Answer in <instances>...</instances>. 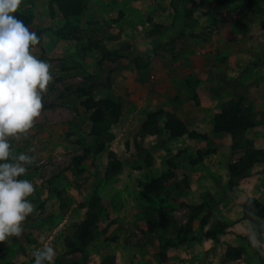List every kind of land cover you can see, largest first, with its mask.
Here are the masks:
<instances>
[{"label":"rangeland","instance_id":"rangeland-1","mask_svg":"<svg viewBox=\"0 0 264 264\" xmlns=\"http://www.w3.org/2000/svg\"><path fill=\"white\" fill-rule=\"evenodd\" d=\"M263 13L264 0H86L80 16L65 20L54 0H22L14 15L41 38L30 52L49 63L52 80L33 127L8 141L11 155L35 156L20 177L33 184L27 199L34 211L20 236L0 242V264H35L32 253L45 244L56 252L54 264L82 262V254L67 244L96 186L103 210L96 237L86 246L87 264L111 256L114 264H264V219L226 211V195L235 197L238 190L224 177L243 151L232 152L230 135L213 130L217 112L209 117L211 129L202 118L195 139L141 132L147 113L159 108L195 130L186 41H197L191 50L199 49L197 56L210 51L206 40L220 32L229 44L264 46L258 28ZM103 97L120 104L121 116L111 127L114 138L93 155L85 152L93 140L89 115ZM243 107L256 120L245 100ZM246 136L251 139L249 130ZM198 152L201 160L191 164ZM110 155L121 169L106 177ZM164 175L165 188L156 196L150 181ZM248 177H264V155L242 180ZM200 204L205 206L196 213ZM218 220L227 223V232L203 237ZM179 239L186 241L165 251L160 246ZM229 247L240 255L226 259Z\"/></svg>","mask_w":264,"mask_h":264},{"label":"trees","instance_id":"trees-1","mask_svg":"<svg viewBox=\"0 0 264 264\" xmlns=\"http://www.w3.org/2000/svg\"><path fill=\"white\" fill-rule=\"evenodd\" d=\"M55 6L65 20L78 17L86 8V0H54ZM226 88L232 93V97L226 101L221 110L213 116V130L215 132H226L231 137V150H242L243 153L237 160L228 163L229 186H236L248 176L250 167L254 162L260 161L264 152L256 148L251 139L246 136L247 130L256 125L255 120L245 112L243 107L245 100V88L238 78L229 81L224 80ZM121 116L120 104L109 98L103 97L95 101L94 108L89 115V134L93 138L91 144L85 148L86 153L97 155L104 151L107 144L114 138L111 127L118 122ZM142 134L165 133L168 138H178L187 136L195 139L201 136L196 130H189L182 119L174 113L165 112L162 108L148 112L141 124ZM201 153L198 157L190 160L191 164H196L201 160ZM121 169V162L110 155L106 169V177L114 175ZM170 176V175H167ZM165 175L156 177L150 181V190L158 196L165 188ZM185 183L186 180H184ZM178 188V185L176 186ZM205 204L194 206L196 213H200ZM84 219L77 225L73 241L67 244L70 252L81 253L82 262L71 260L64 264H87L88 253L86 246L95 239L96 232L94 225L98 222L102 214V205L98 195L97 186L93 188L89 200L85 203ZM209 211L201 218L202 224L208 223ZM241 217L253 220L255 218L264 219V198H247L241 207ZM227 223L221 220L216 221L212 226L203 232V237H211L226 233ZM186 239L179 241H163L160 246L164 251L168 248L178 246ZM240 255L235 247H229L225 252L226 259H233ZM114 257L104 258L101 264H114Z\"/></svg>","mask_w":264,"mask_h":264},{"label":"clouds","instance_id":"clouds-1","mask_svg":"<svg viewBox=\"0 0 264 264\" xmlns=\"http://www.w3.org/2000/svg\"><path fill=\"white\" fill-rule=\"evenodd\" d=\"M21 3L0 0V242L20 236L23 222L34 211L27 199L35 190L33 184L20 177L35 156L11 155L8 141L33 127L44 107L42 94L52 80L49 63L30 52L41 38L14 15ZM32 255L35 264H54L56 252L45 244Z\"/></svg>","mask_w":264,"mask_h":264},{"label":"crops","instance_id":"crops-1","mask_svg":"<svg viewBox=\"0 0 264 264\" xmlns=\"http://www.w3.org/2000/svg\"><path fill=\"white\" fill-rule=\"evenodd\" d=\"M206 41L205 51H210L206 52L204 56H197L200 53L199 49L191 53V50L197 45L195 43L197 41H189V39L186 41L189 44L187 48L190 68L188 73L189 78H192L194 82L195 96L190 111L194 117L191 128L201 132L202 118L208 119L206 125L209 129L212 128L209 117L220 110L224 100L232 96L224 83V80L229 81L228 76L232 74V79L238 78L245 88V105L251 107L252 114L256 119V125L249 129L250 138L256 147L264 149V46L260 44V46L252 48L241 47L236 41V44H229L221 32ZM220 54H226L227 57H222L220 60ZM228 180L227 173V177H224L226 185ZM236 188L238 192L235 193V197L225 194L227 197H225L224 203L227 206V212L234 211L236 208L239 213L241 204L247 197L255 196L262 199L264 197V177H248L246 180L240 181ZM256 190L259 191L258 195L254 194ZM227 193H229L228 190ZM229 228L231 229L233 226ZM172 259L174 258L172 257Z\"/></svg>","mask_w":264,"mask_h":264},{"label":"built area","instance_id":"built-area-1","mask_svg":"<svg viewBox=\"0 0 264 264\" xmlns=\"http://www.w3.org/2000/svg\"><path fill=\"white\" fill-rule=\"evenodd\" d=\"M259 28V34L264 36V13L262 15L261 24L258 25Z\"/></svg>","mask_w":264,"mask_h":264}]
</instances>
